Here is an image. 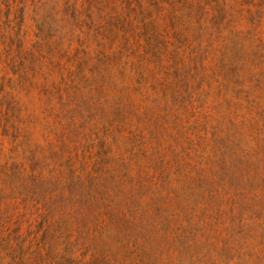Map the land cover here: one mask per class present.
Returning <instances> with one entry per match:
<instances>
[{
    "label": "rangeland",
    "instance_id": "1",
    "mask_svg": "<svg viewBox=\"0 0 264 264\" xmlns=\"http://www.w3.org/2000/svg\"><path fill=\"white\" fill-rule=\"evenodd\" d=\"M0 264H264V0H0Z\"/></svg>",
    "mask_w": 264,
    "mask_h": 264
}]
</instances>
